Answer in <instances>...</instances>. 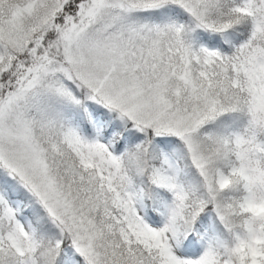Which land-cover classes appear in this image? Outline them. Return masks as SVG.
<instances>
[{
  "label": "snow or ice",
  "instance_id": "snow-or-ice-1",
  "mask_svg": "<svg viewBox=\"0 0 264 264\" xmlns=\"http://www.w3.org/2000/svg\"><path fill=\"white\" fill-rule=\"evenodd\" d=\"M0 264H264V0H0Z\"/></svg>",
  "mask_w": 264,
  "mask_h": 264
}]
</instances>
